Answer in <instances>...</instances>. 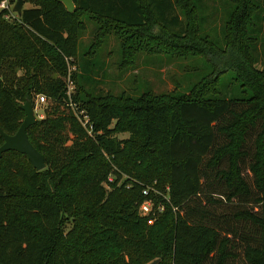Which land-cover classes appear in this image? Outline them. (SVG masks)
I'll list each match as a JSON object with an SVG mask.
<instances>
[{
  "label": "trees",
  "instance_id": "obj_1",
  "mask_svg": "<svg viewBox=\"0 0 264 264\" xmlns=\"http://www.w3.org/2000/svg\"><path fill=\"white\" fill-rule=\"evenodd\" d=\"M72 1L0 12V129L17 131L25 101L46 102L27 129L45 168L0 157V264H264V49L260 63L252 50L264 0H225L220 38L203 26L207 0ZM88 21L118 40L119 68L160 42L210 71L171 96L103 91L106 35L78 55ZM146 199L163 211L141 216Z\"/></svg>",
  "mask_w": 264,
  "mask_h": 264
},
{
  "label": "rangeland",
  "instance_id": "obj_2",
  "mask_svg": "<svg viewBox=\"0 0 264 264\" xmlns=\"http://www.w3.org/2000/svg\"><path fill=\"white\" fill-rule=\"evenodd\" d=\"M224 1L225 0H215L213 4L211 0H207V4L210 6L216 4L217 6L214 9H203V14L207 17V19L203 21V26L208 28V25L211 24L215 29L213 33L219 38L221 37L220 29L225 15L222 8V3H224ZM142 5L144 11H147L144 0H142ZM30 7L31 4L24 2L23 8ZM11 9L8 10V14L9 17L13 18L14 13ZM94 23L91 21L87 22V29L82 33L79 41L78 55L81 56V52H83L87 46L89 47L91 43L98 44L100 38L102 37L103 39V36L106 35L102 48L98 50V55L94 58L95 62L99 65L98 67H101V69L98 68L95 71L96 73L93 74L95 79L102 81L100 87L103 91H111L115 95L129 94L137 96L138 94H142L145 90H148L151 91L155 97L160 95L171 96V94L176 93V90L178 93L186 92L187 88L198 82L206 75L205 73L210 71L211 67L206 65L204 60L201 59V56L172 58L164 54H159L156 52L157 47L158 49L164 47L160 42H158L155 48V53H138L134 64H129L131 67L126 68L123 67L125 66L123 65L119 68L120 47L118 40L115 38L112 31L99 32L96 36L94 31L97 29V25ZM263 23L264 20L262 25ZM124 31V29H118V33L125 36L126 33H123ZM154 31H157L156 28H154ZM259 36L260 39L256 41L252 49L254 55L257 57L258 63L262 61V50L264 49V45L261 42L262 31ZM219 42L221 43L222 40ZM150 43H152V41H150ZM233 53L235 55L234 49ZM233 53L230 48L227 47L228 59L233 58ZM212 61L215 62L214 60ZM258 69L261 70V66H259ZM45 106L46 102L44 97L37 96L34 100L33 107L38 119L43 117ZM236 130H238V128ZM118 136L120 138H126L128 135L122 133Z\"/></svg>",
  "mask_w": 264,
  "mask_h": 264
},
{
  "label": "water",
  "instance_id": "obj_3",
  "mask_svg": "<svg viewBox=\"0 0 264 264\" xmlns=\"http://www.w3.org/2000/svg\"><path fill=\"white\" fill-rule=\"evenodd\" d=\"M63 3L67 11L72 12L74 10V3L72 0H59ZM24 0H16L13 6V12L16 15H20L23 9ZM20 108L24 112V118L18 127L17 131L13 134H6L0 129V134L3 137V143L0 145V157L3 152L8 150H14L19 153L25 154L32 166L41 171L45 168L44 155L39 152L30 142L27 129L35 124L38 120L34 111L33 104L27 100L20 105ZM158 259H155L147 264H156Z\"/></svg>",
  "mask_w": 264,
  "mask_h": 264
},
{
  "label": "built area",
  "instance_id": "obj_4",
  "mask_svg": "<svg viewBox=\"0 0 264 264\" xmlns=\"http://www.w3.org/2000/svg\"><path fill=\"white\" fill-rule=\"evenodd\" d=\"M15 2H16V0H1L0 1V12L5 11V15H4L5 18H7V19L11 18V17H9L8 10L11 9L12 5L14 6ZM12 9H13V7H12ZM12 9H11V11L13 12ZM14 16H15V13L13 14V17ZM71 89H72V86L69 87V91H68L69 94H70ZM87 122H88L87 118L84 117L83 123L86 124ZM150 190H151V188H149V187L144 188L142 191V194L144 196H147L149 194ZM138 211H139V214L141 216H148L151 213L155 214V213H159V212L163 211V205L161 203H159L156 207H154L153 201L151 199H146L139 205ZM153 220H154L153 218H149L147 220V223L152 224Z\"/></svg>",
  "mask_w": 264,
  "mask_h": 264
}]
</instances>
